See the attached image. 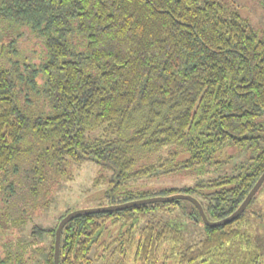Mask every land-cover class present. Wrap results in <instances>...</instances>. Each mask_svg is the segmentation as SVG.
Listing matches in <instances>:
<instances>
[{
  "label": "trees",
  "instance_id": "16d2710c",
  "mask_svg": "<svg viewBox=\"0 0 264 264\" xmlns=\"http://www.w3.org/2000/svg\"><path fill=\"white\" fill-rule=\"evenodd\" d=\"M0 32V201L13 210L7 229L24 226L28 209L47 208L53 185L72 178L74 164L97 166L94 185H105L106 204L186 193L210 220L234 211L264 171V122L256 121L264 113V31L234 7L0 0ZM243 151L246 158L234 159ZM179 174L193 183L145 185ZM257 191L217 226L186 199L74 217L61 231L59 264L264 263L253 240ZM182 207L203 222L202 236L187 245L164 217ZM70 210L53 225L33 224L30 238L8 232L0 264H53L55 229Z\"/></svg>",
  "mask_w": 264,
  "mask_h": 264
},
{
  "label": "rangeland",
  "instance_id": "374dc122",
  "mask_svg": "<svg viewBox=\"0 0 264 264\" xmlns=\"http://www.w3.org/2000/svg\"><path fill=\"white\" fill-rule=\"evenodd\" d=\"M235 8L241 15H243L248 21L249 25L256 31H264V0H219ZM5 35L0 32V40L4 39ZM256 121L264 122V113L257 117ZM228 153L234 151L233 148L226 150ZM248 153H238L234 159H244ZM227 169L230 167V163L227 164ZM72 174V178L66 180H60L53 185L52 197L53 201L49 203L47 208L36 207L35 209H28V213L25 214L27 222L24 226L7 229L8 217L13 214V210L7 211L4 207V203L0 201V245L3 241H6L8 232L13 230L14 237L17 235L26 238L29 237V230L33 224H39L42 226L53 225L59 215H61L67 208L77 209L85 207H95L105 205L107 202L102 198L105 185H94V178L98 175L97 166H93L90 163H84L81 165L74 164L69 167ZM193 183V177L190 174H179L169 177H163L159 179L146 180L145 185L148 187H168V186H182ZM252 211V229L253 240L255 244H258L261 250L264 252V183L257 191L254 201L251 204ZM182 208L174 210L170 214H166L165 220L169 223L177 225L183 230L185 235V245L196 242L201 236L203 231V222L192 218L186 214L189 209L186 208L185 212ZM255 211H258L255 213ZM93 252H90L92 257ZM42 264V263H39ZM93 264H114L104 263L102 260H95ZM122 264H134L130 259L123 260ZM170 264V263H169ZM264 264V263H256Z\"/></svg>",
  "mask_w": 264,
  "mask_h": 264
},
{
  "label": "water",
  "instance_id": "95a60500",
  "mask_svg": "<svg viewBox=\"0 0 264 264\" xmlns=\"http://www.w3.org/2000/svg\"><path fill=\"white\" fill-rule=\"evenodd\" d=\"M263 181H264V171L259 175L255 183L253 184L251 189L248 191L244 199L241 201V203L237 206V208L234 211H232L229 215L223 218L217 219V220L208 219L199 200L196 197L190 194H186V193L156 195V196L133 199V200L124 201L120 203L105 204V205H100V206H95V207H85V208H77V209L70 210L58 221V224L55 229L53 264H59V246H60V237H61L62 228L68 221H70L74 217H78L83 214H89V213L120 210V209H124L130 206H136V205L152 203V202H157V201L186 199L192 202L194 206L198 209L201 219L206 225L217 226V225L225 224L235 219L246 208V206L248 205V203L250 202L253 195L260 187V185L263 183Z\"/></svg>",
  "mask_w": 264,
  "mask_h": 264
}]
</instances>
